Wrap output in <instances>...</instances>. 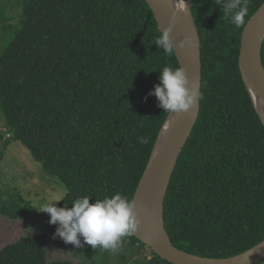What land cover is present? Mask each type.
Returning <instances> with one entry per match:
<instances>
[{
  "label": "trees",
  "instance_id": "16d2710c",
  "mask_svg": "<svg viewBox=\"0 0 264 264\" xmlns=\"http://www.w3.org/2000/svg\"><path fill=\"white\" fill-rule=\"evenodd\" d=\"M224 2L193 0L201 111L165 200L173 245L208 258L264 241V124L239 68L242 34L264 0H248L241 27L224 15ZM160 34L145 0H25L0 57V99L13 139L66 186L58 207L117 192L134 200L170 115L149 93L164 66L180 67L175 52L155 45ZM101 250L85 245L83 255L97 264ZM0 264L77 263L49 261L44 237L27 236L0 251ZM145 264L171 263L152 251Z\"/></svg>",
  "mask_w": 264,
  "mask_h": 264
},
{
  "label": "water",
  "instance_id": "95a60500",
  "mask_svg": "<svg viewBox=\"0 0 264 264\" xmlns=\"http://www.w3.org/2000/svg\"><path fill=\"white\" fill-rule=\"evenodd\" d=\"M152 10L159 29L173 27L172 39L180 66L190 81L199 85L200 98L188 113H170L159 135L148 168L137 189L134 200L142 223L134 234L157 256L171 264H260L264 262V241L253 248L228 258H208L190 254L175 247L165 225V200L180 156L199 120L203 80L202 43L193 16V0H145ZM191 37L195 47L181 49L179 43ZM264 4L246 25L242 34L239 68L254 107L264 124ZM163 143L158 147L163 133Z\"/></svg>",
  "mask_w": 264,
  "mask_h": 264
},
{
  "label": "rangeland",
  "instance_id": "374dc122",
  "mask_svg": "<svg viewBox=\"0 0 264 264\" xmlns=\"http://www.w3.org/2000/svg\"><path fill=\"white\" fill-rule=\"evenodd\" d=\"M24 5L25 0H0V57L21 27ZM13 137L0 99V251L23 237L41 236L47 245L49 261L90 264L83 255L85 246L76 248L53 238L56 231L49 224V214L39 212V205L52 197L59 196L62 202L66 186L47 173ZM101 251L97 264H145L152 257L150 248L125 239L118 251Z\"/></svg>",
  "mask_w": 264,
  "mask_h": 264
},
{
  "label": "clouds",
  "instance_id": "9594fccd",
  "mask_svg": "<svg viewBox=\"0 0 264 264\" xmlns=\"http://www.w3.org/2000/svg\"><path fill=\"white\" fill-rule=\"evenodd\" d=\"M181 3L187 9L184 13L187 15L185 0H181ZM222 6L224 15L230 18L234 26L245 24L249 11L248 0H225ZM172 32L173 27L169 26L161 30L155 40V45L166 55L176 51ZM261 41L264 42V37H261ZM188 47H195L191 37H185L179 43L181 49ZM149 96L157 98V106L165 113H188L196 107L200 98L199 85L189 80L183 66L175 69L164 66L160 71L159 83L154 85ZM138 143L147 144L148 139L139 137ZM92 200L84 196L73 201L71 207H58L61 197L55 196L41 203L39 212L49 214V224L57 225L53 238L58 237L76 248L90 245L94 250L99 247L114 253L120 249L124 238L134 235L142 223L137 203L119 192L90 203Z\"/></svg>",
  "mask_w": 264,
  "mask_h": 264
},
{
  "label": "bare ground",
  "instance_id": "6f19581e",
  "mask_svg": "<svg viewBox=\"0 0 264 264\" xmlns=\"http://www.w3.org/2000/svg\"><path fill=\"white\" fill-rule=\"evenodd\" d=\"M179 1L181 2V0H179ZM165 132H166V131H164V133H163V137L161 138L158 147H160V146L162 145V143H163L164 136H165V134H166Z\"/></svg>",
  "mask_w": 264,
  "mask_h": 264
}]
</instances>
